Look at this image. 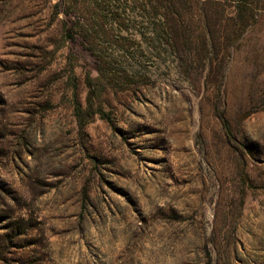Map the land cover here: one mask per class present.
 Listing matches in <instances>:
<instances>
[{"label":"rangeland","instance_id":"obj_1","mask_svg":"<svg viewBox=\"0 0 264 264\" xmlns=\"http://www.w3.org/2000/svg\"><path fill=\"white\" fill-rule=\"evenodd\" d=\"M58 1L0 0V264H264V0L216 70L108 47L104 115ZM181 1L186 34L233 32L237 0Z\"/></svg>","mask_w":264,"mask_h":264},{"label":"trees","instance_id":"obj_2","mask_svg":"<svg viewBox=\"0 0 264 264\" xmlns=\"http://www.w3.org/2000/svg\"><path fill=\"white\" fill-rule=\"evenodd\" d=\"M127 1V0H125ZM181 0H136L135 7L127 8V2L121 0H59L54 5L56 12L76 15L70 25L64 22L63 30L67 39H74L76 34L83 37L91 54L97 62L98 76L88 75L89 87L86 98L87 109L93 114L104 115L102 105L94 106L95 99L102 100L104 84L115 83L116 71L113 68L117 58L108 54V47L123 52L127 58L139 59L150 56L156 61L168 58L181 64L189 61H202L211 68H219L224 63L223 51L231 49L240 36L234 33L236 27L252 25L251 19L261 9L252 0H237V14L234 18L232 33L205 34L191 36L186 34L184 20L174 11ZM173 9L174 12H171ZM128 33H132L131 38ZM199 43L196 53L190 58L185 45ZM137 43V44H136ZM115 46V47H114ZM134 46L136 48H134ZM122 87L129 90L131 78L138 74L134 68L124 71ZM98 80V81H97ZM105 82V83H104ZM80 111V107H77Z\"/></svg>","mask_w":264,"mask_h":264}]
</instances>
